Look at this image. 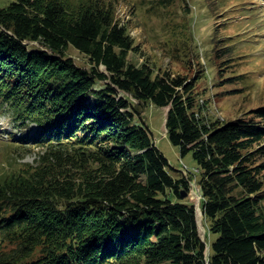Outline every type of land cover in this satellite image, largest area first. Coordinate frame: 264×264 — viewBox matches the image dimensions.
<instances>
[{"label": "trees", "instance_id": "16d2710c", "mask_svg": "<svg viewBox=\"0 0 264 264\" xmlns=\"http://www.w3.org/2000/svg\"><path fill=\"white\" fill-rule=\"evenodd\" d=\"M117 2L0 5V113L44 150L0 177V264H264V106L226 122L198 79L130 61ZM134 100L168 107L169 139L197 162L209 256L195 173L170 166Z\"/></svg>", "mask_w": 264, "mask_h": 264}, {"label": "rangeland", "instance_id": "374dc122", "mask_svg": "<svg viewBox=\"0 0 264 264\" xmlns=\"http://www.w3.org/2000/svg\"><path fill=\"white\" fill-rule=\"evenodd\" d=\"M9 1L0 0V5ZM117 1V19L138 48L130 53V61L198 79L196 90L206 110L226 122L264 106V0ZM66 53L78 65H88L87 57L74 47ZM122 95L132 98L125 92ZM134 101L137 119L149 125L170 166L185 175L195 173L188 195L195 204L209 256L217 234L210 233L201 207L197 162L192 153L183 156L169 139L168 107ZM36 127L33 125L32 133ZM20 129L7 113H0V177L29 164L37 165L44 153L22 146L17 140L22 138Z\"/></svg>", "mask_w": 264, "mask_h": 264}, {"label": "water", "instance_id": "95a60500", "mask_svg": "<svg viewBox=\"0 0 264 264\" xmlns=\"http://www.w3.org/2000/svg\"><path fill=\"white\" fill-rule=\"evenodd\" d=\"M4 209H5L4 205L2 204V202H0V216L2 215Z\"/></svg>", "mask_w": 264, "mask_h": 264}]
</instances>
